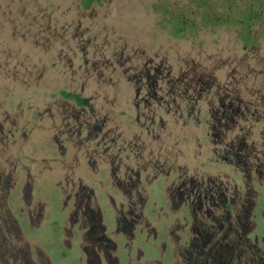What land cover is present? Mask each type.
<instances>
[{"label": "flooded vegetation", "instance_id": "obj_1", "mask_svg": "<svg viewBox=\"0 0 264 264\" xmlns=\"http://www.w3.org/2000/svg\"><path fill=\"white\" fill-rule=\"evenodd\" d=\"M194 1L201 5H194ZM212 1L175 0L172 5L186 6L190 16L199 18L211 13L225 15L224 9L220 13L219 9L230 3L238 14L248 10L261 15L263 19L252 22L251 32L256 36L253 43L244 46L240 40L244 49L256 47L259 34H264V0H214L213 10ZM216 28L234 29L239 38L242 31L226 25L201 26L194 35ZM134 70L135 73H121L114 82H126L133 93L132 114L121 113L126 119L124 126L115 121L116 117L111 123L107 111L94 109L89 97L77 95L80 104L71 111L77 126L70 132L79 146L69 169L55 182L62 184L65 196L61 234L56 242L64 248L60 262L65 264L69 255H77V264H166V254L179 253L187 264H207L209 258L232 249L239 251L238 260L230 257L225 264H249L241 259L242 253H261V245L264 247V235L249 238L257 229L256 219L264 218V143L258 147L244 141L247 135H262L264 123H246L249 132L240 137L241 142H228L226 132L235 125L228 118L230 111L216 105L222 97L210 96L208 91L196 95L197 77L172 75L152 61L144 71ZM217 91L224 96L229 93L227 89ZM227 107L232 109L231 105ZM212 118L217 127L212 128ZM224 118L231 124L224 123ZM212 129L219 142L208 148L201 142L208 139ZM187 140H192L195 151ZM179 146L184 147L186 155ZM191 153L193 166L181 161ZM218 159L225 161V169L211 171ZM4 174L0 171V192L6 188L4 200H9L11 197H7L18 187L33 188L39 178L22 167L17 178ZM152 186L165 200L152 199ZM44 206L46 209L44 203L33 204L30 216L40 217ZM164 208L173 212L165 214L163 220L161 213L157 214L154 222L157 210ZM36 210L41 213L37 215ZM189 213L192 221L186 217ZM142 244L159 257L146 258ZM43 245L37 237L10 240L0 236V264H57ZM261 254L258 263L264 264V252ZM215 262L218 263L216 258Z\"/></svg>", "mask_w": 264, "mask_h": 264}, {"label": "rangeland", "instance_id": "obj_2", "mask_svg": "<svg viewBox=\"0 0 264 264\" xmlns=\"http://www.w3.org/2000/svg\"><path fill=\"white\" fill-rule=\"evenodd\" d=\"M157 3L176 2L100 0L84 10L79 0H0V171L17 178L22 167L39 177L34 187L31 183L33 188L17 186L21 190H13L9 200H4L6 188L0 192V236L10 240L37 237L53 261L63 264L59 255L64 248L56 242L61 234V205L65 196L61 193L62 184L55 182L69 169L70 159L79 146L70 132V128L77 126L71 113L77 105L72 96L89 97L94 109L107 111L111 123L116 117L115 121L124 126L126 119L121 113L132 114L133 93L126 82L114 83L121 73H135L134 68L144 71L152 61L172 75L197 77L196 95L208 91L210 96L222 97L216 105L230 111L228 118L235 125L226 132L228 142H241L240 137L249 132L246 123H264V34L258 36L256 47L248 49L242 47L234 29L216 28L175 37L159 24L153 10ZM113 68L117 71L113 72ZM11 76L13 81H9ZM226 89V97L217 91ZM223 122L229 121L224 118ZM210 123L212 128L218 126L215 118ZM255 135H247L244 142L260 147L264 133ZM216 142L219 138L212 129L208 139L201 143L209 148ZM187 143L195 151L192 140ZM179 148L186 155L184 147ZM210 155L207 157H214ZM192 160L191 153L181 161L193 166ZM218 160L211 171L225 169V161ZM152 188L149 187L152 199L163 201L164 195ZM36 202L46 204L47 208L44 206L42 215L35 219L29 209ZM171 212L169 208L157 210L154 222L157 214L161 213L163 220ZM190 214L186 217L192 221ZM256 224L250 239L255 234L264 235V218H257ZM173 241L174 237L169 243ZM142 248L146 258L159 257L147 244H142ZM261 249L263 253L262 245ZM238 253L227 250L222 256L215 255L218 263L209 258L207 264H225L230 257L237 261ZM261 253L243 252L241 259L259 264ZM163 260L166 264H187L179 253L166 254ZM77 263V255H69L65 260V264Z\"/></svg>", "mask_w": 264, "mask_h": 264}, {"label": "trees", "instance_id": "obj_3", "mask_svg": "<svg viewBox=\"0 0 264 264\" xmlns=\"http://www.w3.org/2000/svg\"><path fill=\"white\" fill-rule=\"evenodd\" d=\"M80 6L84 10H88L94 4L99 3L100 0H79ZM215 1H212V10L214 8ZM194 5H201L199 1H194ZM220 6V4L218 3ZM224 9L225 15H215L209 11L212 15L209 17H192L190 16V10L188 7L179 8L178 6H174L171 3H157L154 4L153 10L159 17V24L165 30H168L173 36H193L195 34V30L199 29V27L204 26H215V25H226L233 27H240V40L244 43V46H247L253 43L254 37L251 29L253 27V23L258 22L262 18L261 15L255 16L251 13V11H243L242 14H238V9L232 7V4H224L220 9L219 13ZM202 10H205L203 7ZM199 11V8H197ZM263 19V18H262ZM253 22V23H252ZM263 26V25H261ZM261 35V33L259 34ZM14 78L12 76L9 78V81H13ZM64 96L68 97V95L64 94ZM77 104H80V99L77 98V95L72 96Z\"/></svg>", "mask_w": 264, "mask_h": 264}]
</instances>
